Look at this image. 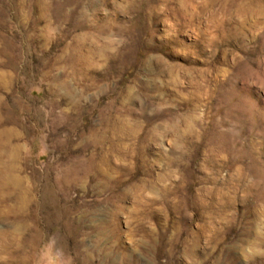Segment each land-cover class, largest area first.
I'll return each mask as SVG.
<instances>
[{
  "label": "rangeland",
  "instance_id": "1",
  "mask_svg": "<svg viewBox=\"0 0 264 264\" xmlns=\"http://www.w3.org/2000/svg\"><path fill=\"white\" fill-rule=\"evenodd\" d=\"M0 264H264V0H0Z\"/></svg>",
  "mask_w": 264,
  "mask_h": 264
},
{
  "label": "bare ground",
  "instance_id": "2",
  "mask_svg": "<svg viewBox=\"0 0 264 264\" xmlns=\"http://www.w3.org/2000/svg\"><path fill=\"white\" fill-rule=\"evenodd\" d=\"M8 181V180H7ZM13 181V180H12Z\"/></svg>",
  "mask_w": 264,
  "mask_h": 264
}]
</instances>
